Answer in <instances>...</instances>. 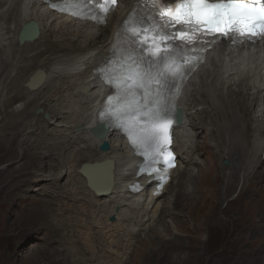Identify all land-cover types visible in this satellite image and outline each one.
Segmentation results:
<instances>
[{"label":"bare ground","instance_id":"obj_1","mask_svg":"<svg viewBox=\"0 0 264 264\" xmlns=\"http://www.w3.org/2000/svg\"><path fill=\"white\" fill-rule=\"evenodd\" d=\"M134 1L121 0V5L114 14L115 16L108 22L109 27H112L111 33L108 34L109 27L106 29L105 27H98L94 23L78 21L59 15L51 11L42 0H0V143L2 144L0 148H3L1 157L6 159L11 154L14 156L16 155V149L21 147L24 158L27 155L31 156L34 168L33 176L41 175L43 178L50 179L52 181L50 186L52 185L51 188L55 189L56 199L61 204L62 193L68 197H73L78 203L83 202L85 206L82 211L87 212L89 218L83 220L78 217V227L84 225L89 230L100 209L106 208L105 218H108L118 205L120 207L117 210L119 215L118 223L104 221L100 224L104 246L109 252L107 256L112 257L110 252L115 242L111 232L125 231L128 227L141 228L150 217H155L161 210V199L165 196L169 187L174 183V178L184 166L189 165L192 168L191 171L188 170V175L184 181L186 186L191 184L190 186L195 194L192 201V211L195 212L198 202H200V209L209 206L204 202L209 200V196L213 195L209 187L208 175H211V171L214 168L204 166L197 173L196 168L192 167L195 159L192 129L200 126H209L208 128L212 131V135L216 134L221 140V143H219L213 137L211 143L214 149L219 151V155L223 154L225 145H229L230 150L233 149V144L237 146L234 150L237 158H232L234 154L231 155V152L229 153L231 156L230 166L233 164V168L231 167V172L225 171V175L223 174L224 184L220 186L224 189V191L222 190L224 194L235 195L240 189L239 197L231 199L228 203L231 211V221L234 222L235 219H238L241 227L230 233L232 241L239 244L235 253L239 252V255H235L231 259L229 255L226 260L228 261L227 264H264V202L262 206L260 205L261 208H258L256 204L260 198L256 197L255 201L250 200V196L254 192L264 191L261 188L264 187V157L260 158V154L264 153V40L255 47L243 46L232 49L227 42L215 46V50L210 52V57H207L208 60L190 78L188 87L179 102L183 115L180 125L174 132L173 147L179 154L180 165L172 173L173 180L165 187L162 196L154 197L150 189L155 183L151 182L148 185V179L144 177L143 184L146 185V190L139 194H132L128 188L134 178L136 165L141 161L140 158L132 155V149L126 142L124 135L117 130L107 129L104 139L98 140L91 132V129L98 110L109 94L105 95L110 92V88L104 86V81L93 74L94 68L99 66L102 60L112 55L110 47L116 42L117 31L123 19L129 16L128 10ZM30 20L38 22L43 43L26 42L20 45L18 34L22 26ZM59 50H61L60 55L50 56L51 53L46 55L48 52L53 53ZM30 54L45 55L41 61V66L43 67L41 70L46 76V82L39 88L37 87L36 90L46 86L48 92L44 95L37 92L12 107L14 103H10L13 99L10 93L15 88L14 83L17 77H11L12 74L10 75V72L12 70L10 71V69H13V71L16 68L18 69L19 59L22 55ZM10 77L9 88L5 80ZM20 89L21 94L23 93L24 95L26 91H29L28 89ZM56 98L58 99L56 100ZM194 99L196 102H193ZM229 101L233 102L236 107L239 104L237 112H233L234 122L232 123H230L232 111ZM243 101H245L247 108L243 106ZM51 103L53 106H50ZM41 105L49 107L50 115L54 117L55 121L61 118L55 127L48 128L50 123L45 122L40 117H35V114H31L34 108ZM193 105H196L195 110ZM249 107L251 113H249ZM67 109H70L71 113H66ZM211 112L214 113L215 119L211 116L208 117L207 113L210 114ZM30 116L33 118L31 121H29ZM206 117H208V120L205 119ZM24 118H27V120H24ZM10 123L11 126L12 123L15 126L16 124L18 125L16 129L18 136L29 132L25 142L16 143L15 137L12 139L2 138L11 128ZM19 125L23 128H19ZM79 125L83 129L82 134L75 131V128ZM36 127L40 128V131L37 130L39 132L38 137H35V133L32 132ZM10 133L14 134L12 131ZM71 138L75 139V141L79 139L77 141L79 143L70 154L72 159H69L67 146H72ZM82 138L87 141L81 143ZM31 139H36L37 143L31 142ZM105 140L109 141L111 148L109 151L101 152L98 148ZM227 141L228 143H226ZM87 148L92 150L88 151L86 150ZM196 150H199V148H196ZM17 157L19 156L17 155ZM12 160L14 159H8L7 161ZM105 160H111L113 165L109 163L89 168L87 169L88 175L78 172L80 171V166L84 163ZM237 163L241 165H239L240 170L234 168ZM9 164L14 166L15 162ZM25 166L27 164L23 162L18 168ZM46 166H50L48 171ZM98 170L107 171L106 180L109 177V182L110 176L113 179L111 191L104 200L99 198L100 195L97 193V189L104 190L109 185V182L104 185V182L98 176H95L94 173ZM214 170L218 172L220 169ZM77 172L83 179L80 178ZM65 177L66 184L64 185L69 186L72 183V189L68 190V187H63L60 190L59 185H55L53 179ZM90 180L93 182L94 188L90 186ZM256 181L261 182L259 187L253 183ZM148 187L150 188L149 190ZM214 188L217 187L214 186ZM262 193L264 196V192ZM177 197L179 198V196ZM66 198L64 197V199ZM39 203L43 204V206L40 205L37 210L32 211L39 216L33 224L40 228L53 229L51 220L56 210L61 211L63 209L54 207L52 201L42 202L40 200ZM127 210L134 211L141 219L125 215ZM192 211H190L188 216V218L190 217L189 219L192 217ZM80 212L78 211L76 214ZM28 218L31 219V217L22 219L20 225L26 223ZM60 224L73 225L70 220ZM180 224L182 230L187 231L188 221L180 220ZM258 228H261L259 231L263 230V232H259ZM95 229L97 228L95 227ZM179 232L183 231L179 230ZM127 233L130 237L133 235L130 230ZM184 234L179 233V238H181L180 246L188 249L186 242H184L186 239ZM48 243L52 244V242H47L46 247H48ZM124 246L129 247V241ZM189 255H193V264L200 258V254L197 253ZM123 261H121V264ZM180 264H187V262L182 259Z\"/></svg>","mask_w":264,"mask_h":264},{"label":"rangeland","instance_id":"obj_2","mask_svg":"<svg viewBox=\"0 0 264 264\" xmlns=\"http://www.w3.org/2000/svg\"><path fill=\"white\" fill-rule=\"evenodd\" d=\"M38 43L42 44L43 39ZM49 53L52 52H48L46 55H48ZM22 57L19 59L20 62L18 61L20 63H18V67L20 68L21 66L22 69L16 68V70L14 71L13 69H10V71L12 70V73L10 72V75L12 74L11 77H17L15 78L16 82L14 83L15 88H13V92L10 93V96L13 97V99L10 101L11 104H15V101L18 104L21 100L20 97L22 99H27L29 96L37 92H40L43 95L48 92V88L46 86L42 87L40 90H32L31 92V89H28V87L25 85L29 76L33 73L32 71L37 68H41V61L43 60L44 55L30 54L22 55ZM48 72L49 71H47V73ZM11 77L5 80V83L9 88ZM20 88L24 90L28 89L29 91H26V94L24 95L23 93L21 94ZM57 99L58 98H56V100ZM229 100L231 99L229 98ZM231 101H229L230 109L232 111L230 123L234 122L233 112L235 113L237 112V108L239 109V104L236 107ZM193 102H196V100L194 99ZM242 104L247 108L245 101H243ZM193 106V109L195 110L196 105ZM36 108H34L31 113L35 114V117H40L47 123L53 120L52 115H50V119H46L43 113L38 112V110L42 108L46 113H50L48 110V106L41 105L37 106ZM248 109L249 113H251L250 107ZM66 113H71V110L67 109ZM211 113H207L208 117L211 116L215 119L214 113ZM208 117H206L205 119L208 120ZM31 119H33L32 116L29 117V121H31ZM24 120H27V118H24ZM56 123L57 122H55V124ZM55 124L51 123L48 128H52V126H55ZM206 127L208 129L209 137L204 135L202 129H197L194 131L195 133H198V137L196 138L195 143L198 145L199 150H195L197 163H194L193 165L197 169H201L204 166H211L212 168L217 170L220 169L218 171L219 173L213 169L211 171V175H208L209 187L213 195L209 196V200L205 201L204 203L206 205H209V208L206 206L207 209H200V202H198L197 209L195 210V212L192 211V201L195 197V194L190 186L191 184L187 186L184 184L185 178L188 175L189 166L183 168L182 171H180V173L177 175L174 183L169 187V192L164 196L163 199H161L162 201L160 200L161 203H163V210L160 214V217L158 219H155L153 223H151L152 221H148L147 225L150 222V226L146 225L147 229L145 231H141L137 236L133 237L132 244L130 245L131 247L124 246L128 241L127 236L123 232H116L115 236L117 237L118 249L119 251L127 250V254H115L114 249L112 254V262L114 264H118V261L119 264H121V261L123 260L124 261L122 264H129L132 257L134 258L132 259L131 264H180V261L182 259H184L187 264H193V255L189 254L195 255L196 253L200 254V258L195 261V264H216V262L217 264H227L228 261L226 260L229 255L230 259L235 255H239V252L235 254L237 252L239 244L232 241L230 233L231 231L240 229L241 227L239 226L240 224L238 219H235L234 222L231 221V211L229 209L228 203L231 199H237L239 197L240 189L236 192L235 195H233L228 193L224 194V192H222V190L224 191V189L220 187L224 184L223 177L225 175V171L231 172L233 168V164L232 166H230L231 156L229 155V153L231 152L230 154L233 155L235 153L234 150L237 146L233 144V149L230 150L229 145H225L223 147L224 155H219V151H215L211 143L213 137L219 143H221V140L216 134L212 135V131L208 128L209 126ZM17 128L18 125L16 124L15 126L12 123L11 128H9L6 135L2 136V138L5 137V139H12L13 137H15L14 139H16V143L25 142L27 139V134L29 132L19 134L18 136V131L16 130ZM19 128L23 127L19 125ZM75 129L79 132L82 131L80 126H77ZM37 130L40 131V128L36 127L34 131H32L33 133H35V137H38L39 135V132ZM11 131L14 134H11ZM77 141H79V139H77ZM77 141H75V139H72V146L78 145L79 142ZM31 142L37 143V140L31 139ZM209 143L210 148L213 150L212 153H214V157H211V155L209 154ZM226 143H228V141ZM1 145L2 144L0 143V146ZM72 149L73 147H71V149H67V152L71 153ZM2 150L3 148H0V264H103V262L104 264H108V262L105 263L106 258H104V254L101 253V249L99 250L97 248L96 250H94V253H92L93 251L87 250L91 245H100L101 237L96 233H88V237H86L87 239H85L84 233L76 229L78 227L77 225L79 224L75 214L81 209V207L77 205L78 201H76V199H74L73 197H68L62 193L61 197L63 199L61 198V204L59 200L56 199L55 189L51 188L52 185L50 186V183H52V181H50V179L48 180L47 178L41 177V175L35 177L33 176L32 172L34 168L32 166L31 156L27 155L24 158L23 152H21V147H18L16 149V155L13 156V154H11L6 159L4 157H1V154H3ZM86 150L91 151L92 149L89 150V148H87ZM17 155L19 157H17ZM233 157L237 158L235 154L232 156V158ZM263 157L264 153H261L260 158ZM8 159L14 160L7 161ZM226 160L228 161L227 164H225ZM12 162H15L14 166L9 164ZM23 162L27 164V166L18 168L19 165ZM239 165L240 163H237L236 167L234 166V168L240 170ZM46 167V170L48 171L50 166ZM78 175L81 179H83L79 173ZM63 179H66V177L61 179H53L55 185H59L60 190L63 187H68L67 185H64L66 184V180L64 183H60V181ZM253 183L257 187H259V183L261 182L256 181ZM214 186H216L217 188H214ZM40 187L42 189L36 190V188ZM261 188L264 190V187ZM262 192L264 191L254 192L250 196V200L252 201H255L256 197L260 198V202L258 201L256 204V207L258 208H261L262 203L264 202V196L262 195ZM177 196H179V198ZM64 197L67 198L64 199ZM196 197L198 196L196 195ZM40 200H42V202L52 201L54 207L63 209L61 211L56 210L53 219L51 220V223H53V229H48L47 227L40 228L33 224L39 216L32 211L37 210L38 206L40 205L43 206V204H40L41 202L39 203ZM66 204L68 205L66 206ZM190 211H192L191 219H189L190 217L188 218ZM125 215H129L132 217L135 216L141 219V217L135 214V212L132 210L125 211ZM27 217H31L32 220L28 218L26 223L20 225L21 220ZM98 219L103 220V216H98L97 221H99ZM183 219L188 221L187 231L182 230L181 224L179 225V221H183ZM67 220H70L73 225L60 224L66 222ZM96 228L97 229H95L94 227V232L98 231L97 226ZM261 228H258L257 230L259 231V229ZM179 230L183 232H179ZM259 232H263V230ZM179 233H185L184 235L186 236V239L184 242H186L188 249L181 248V238H179ZM47 242H52V244L48 243V247H46ZM89 255L91 257V262H88L89 260L86 259L90 258ZM95 256H97V259L92 260Z\"/></svg>","mask_w":264,"mask_h":264},{"label":"snow or ice","instance_id":"obj_3","mask_svg":"<svg viewBox=\"0 0 264 264\" xmlns=\"http://www.w3.org/2000/svg\"><path fill=\"white\" fill-rule=\"evenodd\" d=\"M117 0H64L70 6L92 5L107 14ZM154 10L122 21L111 56L94 68V75L114 89L97 112L98 123L125 132L149 164L174 167L170 129L187 76L204 54L222 39L231 44L264 39V0H144ZM52 7H57L52 4ZM79 18L99 17L89 11ZM142 149V151H141ZM146 168L142 167L141 171Z\"/></svg>","mask_w":264,"mask_h":264},{"label":"water","instance_id":"obj_4","mask_svg":"<svg viewBox=\"0 0 264 264\" xmlns=\"http://www.w3.org/2000/svg\"><path fill=\"white\" fill-rule=\"evenodd\" d=\"M39 36V29L36 23H30L26 24L23 27V30L20 34V41L24 42V40H33L36 37ZM44 73L42 70L36 71L31 77L30 80L28 81V85L32 88L40 86L44 82ZM106 148L109 147L108 143H105Z\"/></svg>","mask_w":264,"mask_h":264},{"label":"clouds","instance_id":"obj_5","mask_svg":"<svg viewBox=\"0 0 264 264\" xmlns=\"http://www.w3.org/2000/svg\"><path fill=\"white\" fill-rule=\"evenodd\" d=\"M162 196V195H161Z\"/></svg>","mask_w":264,"mask_h":264}]
</instances>
